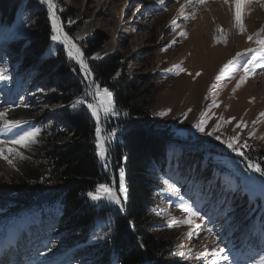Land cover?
Wrapping results in <instances>:
<instances>
[{"label": "rangeland", "instance_id": "1", "mask_svg": "<svg viewBox=\"0 0 264 264\" xmlns=\"http://www.w3.org/2000/svg\"><path fill=\"white\" fill-rule=\"evenodd\" d=\"M27 1L23 0L18 7L14 24L2 21L0 15V67L10 77L7 81H0V111L11 106L7 114L9 120H23L27 123L22 127L34 125L42 131L38 142L29 148L15 145L24 159L13 154L9 156L13 163L9 164L0 157V193L4 196L10 190L7 181L19 176L26 164H33L37 160V151L43 145L44 137L54 131L57 113L68 107L52 103L55 89L50 85L49 76H39L34 68H20L18 53L13 50L19 45H22V49H28L26 44L36 36L33 25L36 18ZM186 4L187 0H165L163 4L157 3V0H59L56 14L63 23V32L73 41L74 37L65 26L74 31L76 41H84L99 32L106 36L102 49L93 53L91 58L118 55L124 67H127L130 78L146 76L150 83H155L148 97L153 128L164 129L173 137L168 155L174 157L171 159L174 164L166 166V177L177 181L176 186L182 194L205 199L202 192H208V183L203 179L196 180L194 170L182 175L184 169L179 167L178 162L184 150L198 153L204 149H207L214 163V178L210 180L214 192L219 191L217 185L220 181L227 180L229 176L239 177L241 173L252 177L253 182H249L248 187L250 191H257L256 186L260 188V181L264 177L247 170V165L250 160L263 166L264 157L259 155V150L264 149V116H261L264 113V67L257 66L239 87L237 84L244 75L242 70L231 73L230 79L218 81L216 76L236 53L250 56L251 53H246V50L258 47L254 41L257 33L264 37V32H261L264 29V7L261 6L264 0H244L242 3L243 33L233 31L234 0L227 3L225 0H205L203 4H187L184 15H181L179 10ZM60 14L66 17L65 24ZM190 14H194V18L184 19L185 15ZM174 19L175 26L172 24ZM218 27L226 35V42L218 40ZM85 29L88 30L86 33ZM181 31L187 33L186 38L179 35ZM249 36L254 37L253 41L248 40ZM61 44L60 41H53L46 54L56 55ZM178 64L184 69L179 75L168 71ZM260 64H264V60ZM122 72L125 73V70L118 74ZM213 101L219 106L211 107ZM69 107L73 108V105ZM208 108H211L208 112L211 119L205 132L212 131L219 122L220 127L214 136L226 140L238 135L237 143L248 159L231 152L214 137L195 132L192 125L200 113ZM169 109L167 115H159ZM102 117V124L108 125L120 119L121 113ZM233 117L235 119L227 123ZM238 123L241 127H236ZM178 129L190 131L179 134ZM10 138L0 134V139ZM109 174L115 183L111 170ZM168 196L166 213L159 227L175 235L187 264H211L212 249L224 245H227L226 251L231 250L227 264H231L233 258L239 260L240 264H260L264 257V200L250 202L244 193L230 197L232 228L227 230L222 227L225 222L216 218L211 223L207 219L203 222L197 219L191 224L180 223L186 213L179 209L180 201L176 196L171 193ZM238 199L244 200L241 205H247L246 209L239 210ZM47 208L48 205L0 210V264L4 261L11 263L8 261L11 252L14 255L10 260H15L13 264H52L56 260L57 264H93L87 256H82L84 244L69 248L56 242L60 236L55 234L57 228L52 222L54 213ZM103 225L111 228L109 217L100 219L93 231L112 232L102 228ZM101 240L104 239H91ZM220 264L225 262L221 261Z\"/></svg>", "mask_w": 264, "mask_h": 264}, {"label": "trees", "instance_id": "2", "mask_svg": "<svg viewBox=\"0 0 264 264\" xmlns=\"http://www.w3.org/2000/svg\"><path fill=\"white\" fill-rule=\"evenodd\" d=\"M22 2L0 0L1 20L13 24ZM28 2L36 18L33 24L36 36L26 44L28 49H22V45L12 47L18 53L20 68H34L39 76L48 75L50 85L55 89L52 103L72 106L89 91L86 87L89 82L83 79L77 62L68 58L63 44L56 55L46 54L53 42L47 6L37 0ZM54 3L57 6L59 0ZM60 16L65 24L66 17ZM65 27L76 41L74 31ZM76 42L84 52L93 79L109 88L115 108L121 113V118L114 123L106 125L101 122L102 135L117 129L116 137L108 144L107 168L94 154V118L79 105L75 110L66 107L57 113L54 131L44 137L43 145L37 151V160L26 164L19 176L7 181L10 190L5 196L0 193V210L48 205L47 209L54 213L55 234L60 236L56 242L69 248L84 244L82 256H87L93 264H187L186 258L180 255V242L175 235L159 227L168 205V186L164 180L167 179V153L173 137L164 129L153 128L148 97L155 83H150L146 76L130 78L118 55L91 58L105 44L104 34L99 32ZM73 68L76 71H72ZM121 70L125 73L117 76ZM88 99L94 102L90 97ZM183 152L178 161L179 167L184 169L182 175L194 170L196 180L203 179L207 183L214 178V163L207 149L198 153ZM259 155L264 157V149L259 150ZM125 156L126 161L122 159ZM262 162L261 168H264V159ZM120 167L125 169L128 190L124 210H119L116 205L103 209L94 207L93 202L85 197L86 192L98 182L114 183L109 171L117 180ZM256 190L259 193L260 188L256 186ZM243 201L238 199L239 210L247 208V205H241ZM108 216L111 228L107 230H112L110 238L91 241V233L98 221Z\"/></svg>", "mask_w": 264, "mask_h": 264}, {"label": "snow or ice", "instance_id": "3", "mask_svg": "<svg viewBox=\"0 0 264 264\" xmlns=\"http://www.w3.org/2000/svg\"><path fill=\"white\" fill-rule=\"evenodd\" d=\"M39 2L43 5L47 6L48 16L51 19V40L52 41H60L67 50V56L70 60H75L79 65V71L83 74V79L88 81L89 83L86 85L87 88H93L94 91L86 92L85 95L77 100L73 104V109L77 108V105L80 106L84 110L85 113H90L91 118H94V142H95V150L94 154L98 156L102 161H104V167L107 168L108 164V154L109 147L108 144L112 141L117 135V129H111L106 134L102 135L101 129V113H103L105 118L109 116H117L119 112L115 108V104L113 101V93L107 88H101V86L96 83L93 79V73L86 63L83 53L79 47L73 42L72 38H70L67 33L63 32L61 23L56 15V4L54 0H39ZM165 0H157V3L163 4ZM205 0H187V4H203ZM227 3L228 0H225ZM182 5L180 8V14L184 15V7L187 6ZM264 7V4H261ZM235 12L233 15L234 27L241 33L245 31V26L242 23L241 16V0H234ZM194 18V14L185 15L184 19ZM71 23V21L69 22ZM172 24L175 26L176 20L172 21ZM218 32L222 33L221 36L218 37L226 42V35L223 34V30L218 27ZM261 32H264V29H261ZM181 37L187 36V33L181 31L179 33ZM254 37L249 36L248 40L253 41ZM258 47L256 49H248L246 53H251L250 56H246L244 53H236L235 56L229 60L223 67L220 69L219 74L216 76V80H221L222 78H231L230 74L234 73L238 70H242L244 75L241 76L240 81L237 84V87L241 83H243L248 75L255 71L257 66L264 67V64H260V61L264 60V37H261L259 33L256 34V39L254 41ZM175 43V41H173ZM51 54V53H49ZM99 54H97L98 56ZM234 65H236L234 67ZM72 71H76L75 68ZM168 71H174L176 75H179L184 69L178 64L174 65L172 69ZM119 75V74H117ZM200 75V73H197ZM10 77L6 74V70L0 67V81H7ZM89 95L93 98L95 102H89ZM27 107V104L23 105ZM215 101L212 102L211 107H218ZM11 111V106L5 107L3 111H0V134L5 136H10V139H0V157L4 158L8 161L9 164H12L13 161L9 159V156L15 155L20 159H24L23 154L15 147V145H20L23 148H29L31 145L38 142V138L41 135L42 129L36 127L34 125H29L28 127H22L27 122L23 120H9L7 118V114ZM167 110L165 112L159 113V115H167ZM189 112L191 109L188 110ZM211 111V108H208L205 111L200 113L198 120L192 125V128L197 133H201L206 137H214L215 140L220 141L221 144H224L228 149L233 153H237L240 156H245L240 150V146L238 145L239 136H231L228 139H222L221 136L215 135L214 133L219 129L220 123L218 122L212 131L205 132V127L208 123V120L211 119L208 116V112ZM125 116L128 115L127 112L124 113ZM185 118H187V113L184 114ZM261 116H264V113H261ZM235 119L230 118L227 123H231V120ZM255 123V122H254ZM246 126V125H244ZM236 127H241V124L238 123ZM190 130L188 129H178L177 132L179 134H184ZM203 143V141H201ZM12 145V146H9ZM246 146V145H245ZM5 148L7 149V155H5ZM246 159L248 157L245 156ZM124 161L127 160V157H122ZM247 170L258 173L260 177H264V168H261L260 164L251 162L247 165ZM125 169L123 167L119 168V176H118V184L117 183H104L98 182L91 190L87 191L85 197L93 202V206L103 209L104 207L116 205L119 207V210H124V205L127 203L128 199V190L125 180ZM252 181L251 176H245L243 173L236 176H229L227 180L220 181L217 185L219 191L214 192L212 190L211 181H207L208 183V192L203 193L202 195L205 199H201L200 196H197L195 199L192 196H188L186 194H182L180 189L176 186L177 181L172 177H168L164 180V183L168 186V192L171 195L176 196L180 203L179 209L186 213V217L179 221L184 224H191L194 220H200L201 222L206 219L208 222H213L214 218L222 219L225 223L222 227H225L227 230H231L232 222L230 213H232L233 209L231 206L230 197H234L237 193H244L248 196L249 201H253L255 199L264 200V180L260 181V191L256 193L255 191H250L248 184ZM211 197V199H207ZM188 201H191L190 203ZM207 208V211L205 210ZM214 213V215H213ZM199 226V225H197ZM102 228H108L109 225H103ZM192 235V233H189ZM219 235V234H218ZM110 238V232H96L93 231L90 239L98 240L104 239L107 240ZM227 245L218 246L212 249L211 256L213 259L211 260V264H220L221 261L227 262L229 261V254L231 250H227ZM183 255V253H180ZM231 264H240V261L233 258ZM260 264H264V257L261 258Z\"/></svg>", "mask_w": 264, "mask_h": 264}, {"label": "bare ground", "instance_id": "4", "mask_svg": "<svg viewBox=\"0 0 264 264\" xmlns=\"http://www.w3.org/2000/svg\"><path fill=\"white\" fill-rule=\"evenodd\" d=\"M243 2H244V0H241V4H242ZM87 31H88V30H87ZM87 31H86V29H85V30H84V33H86ZM233 31H234V32L237 31V29L234 27V25H233ZM221 35H222V33H220V36H221ZM218 37H219V36H218ZM11 253H12V252H11ZM11 253H9V254H10V255H8L9 257H13L14 254H13V253L11 254ZM2 260H3V259H2ZM17 260H18V259H16V262H17ZM9 261L11 262L10 264H13V262H14L15 260L12 259V261H11V260H9ZM4 263L7 264L6 261H4ZM15 264H16V263H15Z\"/></svg>", "mask_w": 264, "mask_h": 264}, {"label": "water", "instance_id": "5", "mask_svg": "<svg viewBox=\"0 0 264 264\" xmlns=\"http://www.w3.org/2000/svg\"><path fill=\"white\" fill-rule=\"evenodd\" d=\"M39 1V0H38ZM57 15V17H58V19H59V22L61 23V26H62V29H63V23H62V21L60 20V17L58 16V14H56ZM74 42V41H73ZM75 43V42H74ZM76 44V43H75ZM77 45V44H76ZM78 47H79V45H78ZM80 48V47H79ZM81 49V48H80ZM82 51V50H81ZM82 53H83V51H82ZM83 56H84V53H83ZM87 63V62H86ZM89 66V65H88ZM90 68V67H89ZM93 88H94V86H93ZM93 88H90V92H92L93 91ZM116 183L118 184V179L116 180Z\"/></svg>", "mask_w": 264, "mask_h": 264}]
</instances>
